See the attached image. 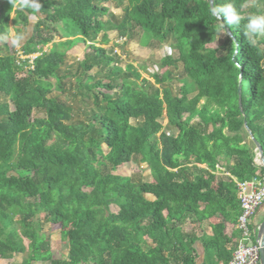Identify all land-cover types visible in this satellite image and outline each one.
Masks as SVG:
<instances>
[{"label": "trees", "instance_id": "trees-1", "mask_svg": "<svg viewBox=\"0 0 264 264\" xmlns=\"http://www.w3.org/2000/svg\"><path fill=\"white\" fill-rule=\"evenodd\" d=\"M128 1L122 23L107 26L99 17L109 9L98 0H39V12L24 0H0V41L8 34L11 13L13 24L22 28L30 15L38 19L21 48L24 59L5 44L0 47V250L5 257L28 252L22 264H197L196 243L202 240L204 264H230L233 258L225 222L241 214L237 183L264 175L245 130L246 123L264 153V50L248 43L242 31L246 20L226 35L236 47L224 54L207 48L221 29L208 0ZM252 1L263 5L247 8ZM231 2L245 17L264 13V0ZM133 25L160 43H177L184 75L178 93L168 86L171 72L152 74L158 87L149 91L139 86L141 76L132 65L125 71L114 66L111 74L123 76L121 83L115 77L86 84L94 108L85 111V123H74V110L50 96L48 82L60 80V48L69 50L82 39L96 42L111 29L125 36ZM56 38L65 41L55 44ZM91 48L93 61L116 63L105 49ZM92 68L88 64L84 72ZM96 89L115 92L94 94ZM35 110L44 116L33 119ZM163 117L176 134L163 130ZM135 155L149 165L152 181L116 173ZM217 165L229 175H219ZM112 204L120 211H112ZM39 214L43 221L36 220ZM213 216L222 219L213 236L199 237L185 228L189 220ZM48 222L59 224L67 238V259L55 258L42 239ZM20 229L30 237L28 248Z\"/></svg>", "mask_w": 264, "mask_h": 264}, {"label": "rangeland", "instance_id": "rangeland-1", "mask_svg": "<svg viewBox=\"0 0 264 264\" xmlns=\"http://www.w3.org/2000/svg\"><path fill=\"white\" fill-rule=\"evenodd\" d=\"M22 0H18V3ZM98 5L109 9L106 15L100 16L99 19L107 23V26H118L122 23L125 16V8L129 5L128 0H98ZM255 5L260 7L263 5L262 2H249L247 8ZM30 9L33 7L28 6ZM15 14L11 13V20L9 22L8 34L0 41V47L4 49L3 44L8 48V52L19 56L24 59L22 54V46L28 40L32 34V27L37 22V18L34 15L29 16L30 24L25 28L20 25H14L12 19ZM17 29L20 30L18 34ZM219 29L218 32H222ZM105 36L107 42H104ZM207 46L210 49H216L219 53H226V49L232 45L236 47L235 42L233 44L227 43V36L221 35L220 38ZM65 39L56 38L53 43L57 44L59 42H64ZM44 47L43 52H47L52 44ZM258 45L264 50V41L262 37L258 38ZM91 45L99 47L100 50L105 49L106 55L113 57L116 63L108 66L100 60L96 62L93 61V56L95 55L94 49ZM63 62L58 71V77L60 80L57 82L55 78L49 81L52 84L51 97H56L58 100L68 106H70L73 112V122L74 123H85L87 121V116L85 111H90L94 108L92 91L89 92L85 86L86 84L92 85L96 81H103L104 83H109L118 77V82L121 83L123 76H116L111 74L114 66L121 67L124 71L127 65H132L138 70L141 80H139V86L144 89L152 91L158 86L154 84V80L151 77L152 74L162 75L166 72H171L173 76V81L168 83L174 94L178 93L180 83L179 80L184 77L182 72V65L177 61L178 51L177 43L175 40H170L167 43H160L159 41L150 38L144 31L135 25L129 28L127 35L121 36L117 29H111L109 31L101 32L98 35L96 42H86L83 39L77 42L71 49L64 50ZM101 52V51H99ZM38 54L29 56L34 59ZM98 62H101L99 65ZM88 64H94V68L87 72H84L85 66ZM131 81L136 82V78L132 72H125ZM25 73H20L18 77L24 78ZM145 80V82L142 81ZM108 92L113 94L115 91H107L96 89L94 94L97 92ZM6 101V100H5ZM203 102V101H202ZM201 102V103H202ZM6 103L9 104L11 109H14V103L12 100L8 99ZM103 106L102 103H100ZM44 114L38 110L33 113V119L36 117H43ZM163 130L168 134H176V130L168 126L166 118H161L159 120ZM133 124L136 121H132ZM150 167L145 162L141 161L138 155H135L133 159L119 166L116 173L130 176L134 181H152V177L149 170ZM152 196V194H148ZM111 210L114 212H119L120 208L116 204L111 205ZM44 214H39L36 216V220L43 221ZM20 234L24 239V243L29 247L30 237L25 231L19 230ZM41 237L43 240H48L51 250L55 258L67 259L69 256V243L66 237L61 233V228L59 224L48 222L45 224L44 229L41 231ZM26 253H16L13 257H5L0 250V264H22L24 259L27 257ZM33 264H51L49 261H37Z\"/></svg>", "mask_w": 264, "mask_h": 264}, {"label": "built area", "instance_id": "built-area-1", "mask_svg": "<svg viewBox=\"0 0 264 264\" xmlns=\"http://www.w3.org/2000/svg\"><path fill=\"white\" fill-rule=\"evenodd\" d=\"M259 166H262L258 163ZM237 199L241 214L238 218L240 240L230 264H260V239L253 231L252 217L264 203V175L237 183Z\"/></svg>", "mask_w": 264, "mask_h": 264}, {"label": "clouds", "instance_id": "clouds-1", "mask_svg": "<svg viewBox=\"0 0 264 264\" xmlns=\"http://www.w3.org/2000/svg\"><path fill=\"white\" fill-rule=\"evenodd\" d=\"M26 6L33 7L37 12L40 11L42 5L39 0H24ZM209 13L212 18L219 24L223 30L217 33V39L221 35H228L233 27L239 28L242 20H246L242 31L247 38L250 45H256L259 37H264V13L249 14L246 17L241 14V11L231 2V0H224V2L217 4L216 0H208Z\"/></svg>", "mask_w": 264, "mask_h": 264}, {"label": "crops", "instance_id": "crops-1", "mask_svg": "<svg viewBox=\"0 0 264 264\" xmlns=\"http://www.w3.org/2000/svg\"><path fill=\"white\" fill-rule=\"evenodd\" d=\"M255 162L257 164V157L255 158ZM205 166V165H202ZM217 167L222 170L218 171V174L221 176H227L229 175V172L227 170H225L224 167L221 168V166ZM152 197V196H150ZM234 217V220H228L225 222V235L229 238L230 243L227 245V249L228 251H234L236 250L239 240H240V231L238 230V217L236 218ZM221 217L219 216H213L210 217L209 219L204 220L203 222H194L192 220H189L186 225L185 228L187 231H195L196 234L201 237L203 235H207V236H213L214 235V225L217 224L218 222H221ZM264 220V203L257 209L256 213L254 214V216L252 217V230L253 231H257L258 234V228L260 226V223ZM196 247H197V264H204L205 260H206V249L205 246L202 242V240H198L196 243ZM219 264H223L222 262Z\"/></svg>", "mask_w": 264, "mask_h": 264}, {"label": "water", "instance_id": "water-1", "mask_svg": "<svg viewBox=\"0 0 264 264\" xmlns=\"http://www.w3.org/2000/svg\"><path fill=\"white\" fill-rule=\"evenodd\" d=\"M240 105V103H239ZM245 130L248 133L249 140L255 147L257 161L260 165L264 166V153L262 147L257 143L255 140L252 132L250 131L249 127L245 123ZM258 237L260 239V264H264V220L260 223L258 228Z\"/></svg>", "mask_w": 264, "mask_h": 264}]
</instances>
